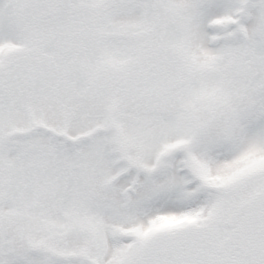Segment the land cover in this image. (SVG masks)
I'll use <instances>...</instances> for the list:
<instances>
[{
    "label": "snow or ice",
    "instance_id": "snow-or-ice-1",
    "mask_svg": "<svg viewBox=\"0 0 264 264\" xmlns=\"http://www.w3.org/2000/svg\"><path fill=\"white\" fill-rule=\"evenodd\" d=\"M0 264H264V0H0Z\"/></svg>",
    "mask_w": 264,
    "mask_h": 264
}]
</instances>
